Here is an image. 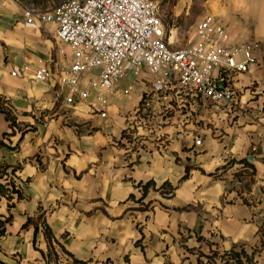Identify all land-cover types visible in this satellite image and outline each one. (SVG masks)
I'll return each instance as SVG.
<instances>
[{
  "label": "crops",
  "instance_id": "obj_1",
  "mask_svg": "<svg viewBox=\"0 0 264 264\" xmlns=\"http://www.w3.org/2000/svg\"><path fill=\"white\" fill-rule=\"evenodd\" d=\"M26 5L38 6L0 0V182L21 192L0 198L10 216L0 264H57L42 213L87 264H264V0H173L182 21L165 22L173 48L195 41L210 13L237 59L253 45L233 103L128 70L105 111L97 89L78 105L57 95L60 49L70 48L53 23H29ZM44 63L49 79L34 80Z\"/></svg>",
  "mask_w": 264,
  "mask_h": 264
},
{
  "label": "built area",
  "instance_id": "obj_2",
  "mask_svg": "<svg viewBox=\"0 0 264 264\" xmlns=\"http://www.w3.org/2000/svg\"><path fill=\"white\" fill-rule=\"evenodd\" d=\"M24 15L29 23H53L55 37L70 48V53L60 49L57 92L68 105L87 101L97 89L95 100L105 111L128 70L150 75L164 91L179 84L185 93L217 104L233 103L234 76L257 62L251 43L242 47L244 57L237 59L227 27L211 13L195 27V41L173 48L156 0H63L50 11L26 5ZM94 71L97 74L88 78ZM32 75L44 81L51 71L44 63Z\"/></svg>",
  "mask_w": 264,
  "mask_h": 264
},
{
  "label": "trees",
  "instance_id": "obj_3",
  "mask_svg": "<svg viewBox=\"0 0 264 264\" xmlns=\"http://www.w3.org/2000/svg\"><path fill=\"white\" fill-rule=\"evenodd\" d=\"M4 110L7 112V117L11 120L12 125L15 124L14 116L11 115L8 108L5 107ZM3 142L0 140V144ZM14 194H17L18 197L21 196L20 189L15 185H6L0 182V198L1 195H6L8 198H12ZM38 221H40L45 229L46 237L50 243L48 256L53 257L56 259L57 264H60V260L62 258H66L68 260L72 259V264H87L85 261H81L78 259H74L71 257L70 253L67 251V249L63 246V244L55 237L53 234L52 229L46 222V218L44 217V213L40 214L37 218ZM10 220V216L2 217L0 215V234H4L6 232V223ZM33 221V218H29L27 222L24 225H28L30 222ZM38 224L36 225V231L38 229Z\"/></svg>",
  "mask_w": 264,
  "mask_h": 264
},
{
  "label": "rangeland",
  "instance_id": "obj_4",
  "mask_svg": "<svg viewBox=\"0 0 264 264\" xmlns=\"http://www.w3.org/2000/svg\"><path fill=\"white\" fill-rule=\"evenodd\" d=\"M27 3H34V4H37L38 6H40L42 9H51L53 6L54 8L60 4L63 0H25ZM160 3L161 5V15L164 19V21L167 23H179L181 22L182 20L180 18L178 19H175L174 16H172L173 14V11H172V5H173V0H168L169 3L165 4V1L167 0H156ZM186 20V18H185ZM184 22V20H183ZM192 22V21H191ZM186 25V23L184 24ZM185 41H178V43L175 44V47H181L183 45H185Z\"/></svg>",
  "mask_w": 264,
  "mask_h": 264
}]
</instances>
